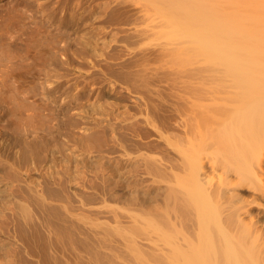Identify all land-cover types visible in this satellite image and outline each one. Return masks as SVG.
I'll return each mask as SVG.
<instances>
[{"label": "bare ground", "instance_id": "bare-ground-1", "mask_svg": "<svg viewBox=\"0 0 264 264\" xmlns=\"http://www.w3.org/2000/svg\"><path fill=\"white\" fill-rule=\"evenodd\" d=\"M124 1L99 0L91 9L109 24L123 25L131 21ZM130 1L151 15L144 13L152 17L154 39L174 48H168V60L186 62L187 68L158 79L163 83L156 84L165 85L160 89L144 88L142 77L138 87L144 89L136 86L140 82L129 89L133 109L94 119L108 135L99 195L115 202L112 226L121 228L123 247L144 264H264V0ZM19 10L0 11V117L6 100L28 120L31 106L17 96L13 73L29 74L27 47L38 46L41 54L46 38L37 34L20 47L23 26L17 37L9 29L13 20L24 25ZM45 43L53 49L50 40ZM42 54L37 58L44 66ZM9 129L14 133V126ZM1 141L0 166L21 170L9 185H24L25 170L34 163L19 162L17 149L9 156L7 141ZM3 192L0 187V200ZM61 192L36 193L37 223L23 208L17 218L10 214L0 223V264L25 260L32 231L46 227L44 200ZM59 231L69 234L62 225Z\"/></svg>", "mask_w": 264, "mask_h": 264}, {"label": "rangeland", "instance_id": "rangeland-1", "mask_svg": "<svg viewBox=\"0 0 264 264\" xmlns=\"http://www.w3.org/2000/svg\"><path fill=\"white\" fill-rule=\"evenodd\" d=\"M24 1L0 0V11L14 8L22 11L25 26L19 22L13 24V20L9 24L11 35L17 37L23 26L25 35L19 39L22 49L37 34L40 36L38 39L45 37L54 45L52 49L46 46L47 40H43L40 51L41 54L44 52L43 57L46 54L44 66L37 58L41 55L37 50L39 47L28 46L31 52L27 49V62L32 65L27 67L31 66L32 70L37 64L38 68H33L36 74L30 68L26 75L19 70L21 77L18 69L13 73L16 79L12 81L18 88L15 92L22 93L16 92L17 96L31 106L27 110L29 119L24 114L20 117L21 113L13 108L10 110V103L6 100L2 103L7 114L0 117V147L1 140H6L9 156L17 149L19 162L32 161L35 168L25 170L24 185L14 183L10 186L11 178L21 170L0 166V187L4 189L0 200V223H4L10 214L17 218L21 208L26 209L36 222L40 218L36 193L62 191L57 198L44 200L47 206L44 219L49 226L45 224V229L37 226V232L32 231L28 254L19 264H144L138 254L123 247L121 228L112 226L109 212L115 202L99 195L102 184L99 174L105 171L99 170L103 160L101 155L107 147L108 135L105 127L94 119L106 113L115 117L121 115L125 108L133 109L135 97L132 96L135 94L130 90L136 82H140L137 87L141 86L143 77L144 88H161L163 80L158 79L176 70L184 72L186 62L181 67L176 59V65L172 64L173 60H168L171 43L169 48L165 42V46L163 42L160 44L159 40L163 41V38L156 40L150 30L152 17L146 19L151 16L148 11L142 10L148 14L147 17V14L136 11L141 7L137 1L136 4L133 0L134 3L124 1L126 16L131 21L123 25L109 24L96 8L91 9L99 0H26V5ZM116 28L124 31H115ZM35 69L40 70L37 73ZM118 78L128 80L125 83L131 86L125 88V83ZM12 126L14 133L9 129ZM25 152H29L26 157L23 156ZM61 225L68 229V236L59 231ZM48 230L50 233L47 234Z\"/></svg>", "mask_w": 264, "mask_h": 264}]
</instances>
